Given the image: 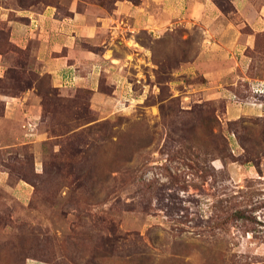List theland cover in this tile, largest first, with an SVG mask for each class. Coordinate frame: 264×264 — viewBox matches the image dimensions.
<instances>
[{
    "label": "rangeland",
    "instance_id": "rangeland-1",
    "mask_svg": "<svg viewBox=\"0 0 264 264\" xmlns=\"http://www.w3.org/2000/svg\"><path fill=\"white\" fill-rule=\"evenodd\" d=\"M213 1L251 34L230 47L243 62L221 92L188 71L209 42L184 21L138 33L147 56L129 55L121 100L99 108L88 89L52 85L0 13V91H29L0 123V264H264V0ZM229 100L247 113L228 114Z\"/></svg>",
    "mask_w": 264,
    "mask_h": 264
},
{
    "label": "crops",
    "instance_id": "crops-1",
    "mask_svg": "<svg viewBox=\"0 0 264 264\" xmlns=\"http://www.w3.org/2000/svg\"><path fill=\"white\" fill-rule=\"evenodd\" d=\"M231 1L237 11L247 7V0ZM65 10L62 13L53 4L40 9L0 5L9 42L27 49L49 74L52 85L90 90L95 108L108 107L113 99L121 100L127 86L124 67L129 55L148 53L137 38L141 31L151 34L159 29L162 34L164 29L179 27L184 21L202 23L203 41L209 43H202L187 68L194 73L201 71L207 79L204 88L216 92L222 91L220 79H228L235 66L243 62L239 56L234 57L230 47L251 37L242 33L238 23L227 18L213 0H114L108 8L87 0H69ZM7 66L5 54H0V76ZM102 85H108L110 92H104ZM28 96L29 91L23 95L0 91V123L21 115ZM237 110L244 112L242 105L229 100L227 113L233 117L243 113ZM26 264L41 263L28 259Z\"/></svg>",
    "mask_w": 264,
    "mask_h": 264
},
{
    "label": "trees",
    "instance_id": "trees-1",
    "mask_svg": "<svg viewBox=\"0 0 264 264\" xmlns=\"http://www.w3.org/2000/svg\"><path fill=\"white\" fill-rule=\"evenodd\" d=\"M114 0H112V2H113ZM221 10H222V12H224V10L222 9V8H220ZM225 13V12H224ZM14 45V44H13ZM14 46H16V45H14ZM17 47V46H16ZM22 50H27V49H22Z\"/></svg>",
    "mask_w": 264,
    "mask_h": 264
}]
</instances>
